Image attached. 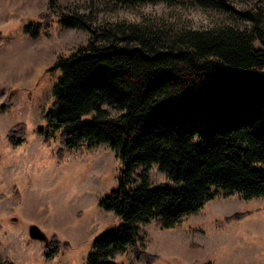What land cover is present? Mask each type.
Here are the masks:
<instances>
[{
  "label": "trees",
  "instance_id": "obj_1",
  "mask_svg": "<svg viewBox=\"0 0 264 264\" xmlns=\"http://www.w3.org/2000/svg\"><path fill=\"white\" fill-rule=\"evenodd\" d=\"M116 1L189 3L254 25L166 31L96 27L69 9L61 14L63 28L87 31L91 40L55 64L61 76L40 133L46 141L59 133L60 155L108 146L123 164L117 188L100 202L121 225L94 242L86 264H118L116 255L137 249L140 226L151 221L174 229L219 197H264V49L255 47L257 39L264 44V34L258 17L236 12L229 0ZM48 2L50 10L57 7L56 0ZM25 30L39 35V25ZM105 104L120 114L111 116ZM24 129L11 131L14 144L23 141ZM140 165H157L170 184L152 187L146 172L137 181ZM52 244L45 247L49 258L62 247L57 237Z\"/></svg>",
  "mask_w": 264,
  "mask_h": 264
},
{
  "label": "rangeland",
  "instance_id": "obj_2",
  "mask_svg": "<svg viewBox=\"0 0 264 264\" xmlns=\"http://www.w3.org/2000/svg\"><path fill=\"white\" fill-rule=\"evenodd\" d=\"M56 2L50 10L48 0H0V264H86L94 242L121 225L113 212L100 208L101 200L117 188L123 169L109 147H77L60 155L59 133L48 141L40 133L61 76L53 70L55 64L91 40L87 31L63 28L66 9L85 15L96 27L141 25L174 31L254 25L238 15L189 3ZM229 2L238 13L256 15L264 34V0ZM27 25H39V35L28 34ZM255 47L264 49V44L257 39ZM103 108L111 116L120 114L107 104ZM92 117L84 116L83 123ZM20 126L25 128L23 141L14 144L10 134ZM144 172L152 187L170 184L157 165L137 166V181ZM32 225L45 233L47 242L30 238ZM54 237L62 247L49 258L45 247L52 248ZM138 245L117 254L114 262L150 264L137 258L148 256L157 258L152 264H264V197H219L174 229L151 221L140 226Z\"/></svg>",
  "mask_w": 264,
  "mask_h": 264
},
{
  "label": "water",
  "instance_id": "obj_3",
  "mask_svg": "<svg viewBox=\"0 0 264 264\" xmlns=\"http://www.w3.org/2000/svg\"><path fill=\"white\" fill-rule=\"evenodd\" d=\"M113 232V229H109L105 232L106 235H110ZM29 236L32 240L47 242V236L45 233L36 225H32L29 228Z\"/></svg>",
  "mask_w": 264,
  "mask_h": 264
}]
</instances>
